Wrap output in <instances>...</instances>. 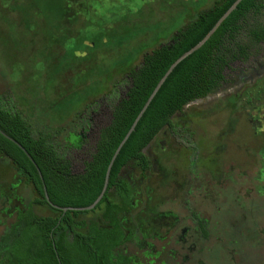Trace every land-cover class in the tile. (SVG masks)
<instances>
[{"label": "rangeland", "instance_id": "rangeland-1", "mask_svg": "<svg viewBox=\"0 0 264 264\" xmlns=\"http://www.w3.org/2000/svg\"><path fill=\"white\" fill-rule=\"evenodd\" d=\"M96 1L102 7H94L96 12H90L89 17L98 25L81 32V35L90 43L78 45L75 54L77 57H84L87 53L92 56L81 61L79 69H77L78 65L71 63L75 71L71 72L70 76L77 77L85 72L83 71L85 68H88L89 72L85 74L87 78L72 79L69 82V87L78 92L71 90L74 97L67 101L63 88L54 91L59 80L49 79V76L55 73L62 74V68L58 64L61 57L39 58L42 49L48 45L44 40L46 28L37 26L35 30L28 32V29H25L27 26L17 24L21 18L25 20L29 15L33 17L31 11H25L23 15H14L11 20L0 12V103L14 106L34 131L48 130L54 133L53 138H64L77 131L74 125L78 121V116L88 115L89 111L93 114L101 112L105 115L102 119L94 120L96 122L92 128L104 126L107 122L106 108L118 103L120 98L118 94L124 92L127 86V75L139 67L142 56L160 45L167 44L170 37L183 25L192 21L199 11L207 10L217 0ZM124 15L134 19L128 25L118 24V18ZM262 19H264V12ZM31 21L34 24L37 22L33 18ZM5 24L17 30L7 31ZM24 24L27 25V21ZM106 29L115 41L109 38V43L103 47L97 40L102 34L106 37ZM117 41L122 43L119 49L114 47L117 46L114 43ZM29 49L34 54L33 57L25 56L24 52L27 53ZM256 69L257 67L251 71L254 72ZM21 74L24 75L23 79ZM20 76L22 83L19 80ZM84 78H86L85 83ZM255 78L253 77V80ZM235 81L236 77H233L232 82ZM234 86L239 87V84L229 88ZM245 86L244 84L242 88ZM231 90L227 87L217 89L208 98L189 105L181 113L172 117L173 128L170 131H164L157 137L154 144L151 143V146L145 149L144 153L152 165V172L148 174V177H144L143 185L140 183L139 169L131 167L126 175L131 191L126 203L121 204L118 197L110 194V197H113L112 200L121 208L116 210L119 217L134 216L142 210L137 217L128 218V227L132 229L133 234H136L140 228L138 235L147 233L150 228H156L161 222L166 224L163 218L150 215L156 209L163 213L173 209L186 211V220L191 225H195L190 218L191 212L200 217L210 233V239L202 245L203 250L197 252L186 248L182 252L174 242L172 243L171 238L166 242L168 251L173 248L178 252L177 255L189 256L193 260L190 264H198V262L202 264H264V198L260 195L262 190L254 187L250 193L247 188L248 182L245 183L237 178L238 171L243 172L242 175L250 179L253 173H256V168L264 169V133L257 131L252 134L248 130L241 129L244 128L242 125L243 127H240L237 133L227 136L226 141L222 143L220 135L210 137L208 134L210 135L212 130L206 133L205 130L203 131L204 128L201 130L198 127L200 123L203 124L202 119L207 113L213 111L218 113L219 105L229 96L228 92ZM234 90L236 93L241 91ZM257 111L258 113L252 114L248 121L258 117L261 111H264V102L258 103ZM191 115H197L193 123ZM212 123L216 125L214 121ZM206 137L210 140L207 152H204L201 147H196V150L190 147L193 146V142L196 145ZM229 139L235 145L230 144ZM196 153L199 161H203L200 171L197 170L199 167L197 165L201 163L198 161L192 164L193 170L190 169L192 163L190 157L197 156ZM189 171L191 174L187 180H182ZM206 174L208 178L212 177V181L207 179V185L202 183ZM222 174L225 176L230 174V177H233L225 180ZM216 182L218 187L214 185ZM16 184L17 188L14 189ZM212 190L215 196H212ZM193 193L195 200L186 196ZM20 197L23 204L21 207H27L34 198H37V195L33 191L31 193L28 191L24 179L19 176L13 165L0 156V200L5 199L6 202L8 200L6 206L0 205V255L14 254L12 226L8 225V221L3 223L9 218L8 212L4 210L5 208L11 210L13 206H16L14 199ZM33 212L42 217L58 216L46 205L34 206ZM104 212L101 206L93 213L85 212L73 217L72 227L62 232L63 241L64 238H70L72 233L74 240L78 235V238L85 242L83 235L86 236L92 228H99L100 224L106 222ZM179 216L183 218L184 214L180 213ZM9 221L12 224L16 222L14 218ZM190 233L187 235V242L197 244L200 241L197 240L199 237L195 236V232ZM155 245L158 253L156 255L159 258L168 260L169 264H178L180 256H176L175 259L165 256L168 254L165 244L158 242ZM199 247L196 245L197 250Z\"/></svg>", "mask_w": 264, "mask_h": 264}, {"label": "trees", "instance_id": "trees-1", "mask_svg": "<svg viewBox=\"0 0 264 264\" xmlns=\"http://www.w3.org/2000/svg\"><path fill=\"white\" fill-rule=\"evenodd\" d=\"M234 2L235 0H217L207 10L199 11L192 21L183 25L170 37L167 44L160 45L142 56V62L137 70L130 71L129 85L112 112L111 122L99 128H91V135L99 136L100 140L95 143L93 161L87 163L86 173L80 178L79 183L74 182L73 177L65 171L68 164L58 156V152L68 149L64 144V139L66 141V137L75 136V134H68L64 138L57 139L53 138L54 133L48 130L34 131L14 106L0 104V155L4 154L8 160H11L26 176L27 182L35 188L40 198L34 199L31 204L46 205L59 214L57 219L47 217L41 220L42 228L45 227L43 228L45 234L42 238L45 242L44 246L50 249L53 247L52 237L48 233L52 235L57 231L62 233L72 227L73 217L86 212L70 209L87 208L98 199L104 186L106 172L120 142L124 140L157 83L183 53L189 52L207 35ZM99 4L96 0H0V12H3L10 20L14 15H23V12L31 11L33 17L29 15L27 20L21 18L17 23L19 26H27L25 29H28V32L35 30L37 26L46 28L44 40L48 45L42 49L43 53L39 54V58L61 57L58 64L62 68V74L54 72L55 75L49 76V79L59 80L54 91L63 88L66 101L74 97L71 90L78 92L69 87V82L72 79L86 77L85 74L89 72V69L85 68L83 69L85 72L77 77L70 76L71 72L75 71L74 65H78L77 69H79V63L92 56L90 53L84 57H77L75 54L78 45L90 43L81 35V32L98 25L89 16L90 12H96L94 7H102ZM263 12L264 0H241L236 9L218 26L205 44L177 64L151 100L128 140L119 149L109 172L106 193L95 208L88 212L97 211L100 204L107 200L109 187L115 182L123 166L132 160L140 162L145 160L141 150L164 127L170 125L169 119L173 114L182 111L183 107L190 102L211 95L218 88L223 79L222 70L227 57L236 55L243 38L259 39L261 25L264 22ZM30 17L36 19L37 22L32 23ZM132 19L134 18L124 15L118 18L117 23L128 25ZM26 21L27 25L24 24ZM5 27V30L10 32L17 30L9 24H5ZM106 30V37L102 34L97 40L98 44L103 47L109 43V38L115 41L108 29ZM114 43L117 44L114 47L118 49L122 44L120 41ZM24 54L26 57L34 55L31 49ZM71 63L74 64H72L73 67ZM21 76L23 79L24 75L21 74ZM86 78L83 80L84 83ZM46 196L49 203L58 209L47 203ZM62 209H67V211L63 212ZM30 212L29 215L32 216ZM60 237L62 238V235ZM14 242H12L14 244L12 248L14 253L17 252L13 255L14 260L16 258L23 260L25 256V251L21 249L23 244ZM77 247L79 248L76 250L80 249L78 253H81L82 246ZM58 249L62 250L60 262L57 263L55 260L54 264H70V259L63 252L64 247L61 246ZM33 253L35 256H40L39 252ZM2 256L4 255H0V264H24L21 261L3 260ZM45 256L47 257L48 254ZM102 258L103 256L99 257L97 264H104ZM36 261L34 258L27 264H36ZM47 262V260L41 261L38 264H47ZM51 263L53 264V261Z\"/></svg>", "mask_w": 264, "mask_h": 264}, {"label": "flooded vegetation", "instance_id": "flooded-vegetation-1", "mask_svg": "<svg viewBox=\"0 0 264 264\" xmlns=\"http://www.w3.org/2000/svg\"><path fill=\"white\" fill-rule=\"evenodd\" d=\"M262 23L263 24L261 25V31L259 32L258 36L259 39L257 38L254 40V38L250 37L243 38L240 49L238 50L236 55L227 57L222 70L223 79L220 82L218 88H216L215 90H220L224 87L232 90L228 92L229 96H227L219 105V109L218 107L216 108L218 109V113H215L214 111L207 113V115L203 119L201 118L203 120V124L200 123L198 125L199 129L202 130L204 128L203 131L205 130L206 133L207 131L212 130L210 135L208 134V136L210 137H218L220 135L222 143L226 141L227 136H230L232 133H237L240 130L239 128L243 126L244 128L241 129H245L246 131L248 130V132L252 134L253 132L257 131L264 133V111H261V114L258 117L256 116L252 118L251 121H248V118H251L252 114L256 112L258 113V103L264 102V22ZM255 67H257V69L254 72L251 71ZM233 77H236L235 82H232ZM253 77L256 78L253 80ZM126 79L127 86L125 91L122 92L123 94L126 92L129 85L128 82L130 81V72L127 75ZM235 84H239V87L234 86L233 88H229L230 86H233ZM244 84L246 86L242 88ZM234 89H238L241 91L240 93H236ZM122 93L118 94L120 96L118 103L121 100ZM211 95H208L203 99L190 102L188 105L184 106L183 109L193 103L202 101ZM0 104L4 106L8 105V103L3 104L2 102ZM116 105H113L112 107H110L109 105V107L106 108L105 113L107 122L105 125L111 122L112 112L114 111ZM182 111L173 114L169 119L170 125L164 127L155 136V138L141 150L142 155L145 158L143 162H140L139 160H132L121 168L120 173L117 174L115 182L111 185V187H109L107 200L104 203H101L99 207L101 208L102 206L105 210L104 220L106 222L100 224L99 228H92L90 233H88L86 236L83 235L82 237L84 238L85 242L82 239H79L78 235H76L77 238L74 240L72 233H70V238H64L63 241V238L60 237V235H62L61 231H57L53 235L51 233H48V235L52 237V249L44 246L45 242L42 240V238L45 234V231L43 230V228L45 229V227L42 228L43 225L41 220L47 217L37 216L33 212V207L35 205L31 204L34 199H38L40 197L38 196L33 185L30 182H27L26 176L19 169H17V167L11 160H8L4 154H1L0 156L8 160L13 165V168L17 171L19 176L24 179L28 191L30 193L31 191H33L34 194L37 195V198H34L27 207H21L23 204L22 198L20 197L14 199V201L16 202V206H13L11 210L5 208L4 212H8L7 215L9 218L5 219L3 223L5 224L8 221V225L12 226L11 230L13 232V242H21L20 244H23L21 249L22 251H25V256L23 257V260H18L17 258L16 260H14L13 255L17 254L16 252L13 255L5 254L4 256H2L3 260H13V262L21 261V263L24 262V264H27L28 262L33 261V259L35 258L37 260L36 264H38V262H44L46 260L48 261L47 264H52L51 261H53L54 264L55 260L57 261V263L60 262L62 250H59L58 247L63 246V252H65L66 257L70 259V264H97L100 256H103L102 259L104 264H169V262H167L168 260L166 261L164 259H161L156 255L158 253L156 251L157 247L155 243L160 242L162 244H165L164 247L167 248L168 252V254L166 253L167 255L165 256H170L172 259H175L176 256L179 257L180 255H177L178 252L173 248L168 251V244L166 242L170 238L172 239V243L174 242L177 248H179L182 252H184V249L186 248L195 250L197 252H200L201 249L203 250L202 245L203 243L208 242V240L210 239V233L207 227L203 225V220L193 212H191L190 218L194 221L195 225H191L187 222L186 211L182 212L180 210L173 209L168 210L167 213H163L160 210L156 209V211L154 213L151 212L150 215L156 218H163L166 224L164 225V223L161 222L156 228H150L147 233H142V235L140 233V235H138L141 231V228L137 230L136 234H133L132 229L128 227V218L137 217L142 210H140V212L136 213L134 216H125L122 218L117 214V211L121 209L120 206L118 205V203L112 200V198L116 196L118 197V199H120L121 204L126 203L127 198L128 196H130L131 192L130 187L128 186V181L126 180V175L129 168L131 167H136L137 169H139L140 174L138 175H140V183L143 185L144 177H148V174L152 172V165L148 159V156L144 153L145 149H148L151 146V143L154 144L157 137L160 136L164 131H170L173 128V124L171 123L172 117H174L176 114L181 113ZM103 115L104 114L101 112H95L93 114L91 111H89L88 115H79L78 121L74 125V129L77 128V131L74 133L75 136L66 137V141L64 139V144L68 148L67 151L61 150L60 152H58V156L63 159L66 164H68V168H66L65 171L68 172L69 176L73 177L74 182H80V178L86 173L87 163H92L93 161L95 143L100 140V137L92 136L91 128L94 122H96L94 120H99V118L102 119ZM196 116L197 115H191L192 123ZM242 117L243 119H241ZM213 121L216 123V125L212 123ZM99 127L100 126H98L97 128ZM208 138L209 137H206L205 140H201L200 142H198L197 144L199 145H194L195 142H193V146L190 147H193L195 150L196 147H201L204 152H207V145L210 144V140ZM229 142L230 144H234L231 139H229ZM223 145L222 148H224ZM200 151L202 150L200 149ZM198 157V154L195 157H190L192 160L190 169L193 170L194 165L192 164H194V162L195 164L197 163V161L198 163L201 162L199 161ZM197 166H199L197 170L200 171L199 169L203 167V161ZM263 170L264 169L260 170L259 168H256V173H253L250 179L244 177L242 175L244 174L243 172H237V178L243 180V182L245 183L248 182V192L251 193V189H253L254 187H258L262 190L260 194L261 198H264ZM190 174V171L187 172V174L183 176L182 180H187ZM232 177L233 176L230 177V174L228 176H223L225 180ZM207 179L212 181V177L208 178L206 174V176L202 179V183L204 182L205 185H207ZM66 180H69V178H66ZM241 180H239V182ZM214 185L218 187L217 182ZM196 187L199 188L197 184ZM13 188L16 189L17 184L14 185ZM211 193L212 196H215L213 190ZM110 194H113L114 196L111 198ZM186 196L192 199L195 197V194L193 193ZM200 201L202 202V199ZM7 202L5 199L0 200V205L4 207L6 206ZM153 203L155 202H152V204ZM113 210H115V212H113ZM29 212L32 216L29 215ZM180 213L184 214L183 218H180ZM58 216L55 217V219H57ZM11 218H14L16 222L12 224L9 221ZM1 227L4 228L3 226ZM191 231L195 232L196 237H199L197 238V240L199 239L200 241L197 244H195V242H187V235H189ZM65 236H67V233H65ZM78 239L79 242L77 243ZM78 245L82 246L81 253H78L80 249L76 250V248H79L77 247ZM196 245L200 246L198 250L196 248ZM121 247L123 248L121 249ZM29 252L31 253L30 255ZM33 252H39L40 256H35ZM46 254H48L47 257L45 256ZM191 261L193 260L189 258V256L183 255L180 256V259L177 263L190 264ZM198 264H202V262H198Z\"/></svg>", "mask_w": 264, "mask_h": 264}, {"label": "water", "instance_id": "water-1", "mask_svg": "<svg viewBox=\"0 0 264 264\" xmlns=\"http://www.w3.org/2000/svg\"><path fill=\"white\" fill-rule=\"evenodd\" d=\"M241 2V0H235V2L232 4V6L228 9V11L221 17V19H219L217 21V23L214 24V26L210 29V31L207 33V35L194 47L192 48L189 52H185L183 53L171 66L170 68L168 69V71L166 72V74L164 75V77L160 80V82L157 83L156 87L153 89L151 95L149 96L148 100L146 101L143 109L141 110V112H139V114L137 115L135 121L133 122L131 128L129 129L127 135L125 136L124 140L122 142H120L113 158H112V161L108 167V171L106 172V175H105V181H104V186H103V189H102V192L100 194V196L98 197V199L93 202L89 207H84V208H79V209H70V210H75V211H92L95 206L101 201V199L103 198V196L105 195L106 193V190H107V186H108V178H109V172L111 170V166H112V163L115 159V156L118 154L119 152V149H121V147L123 146V144L128 140V138L130 137L131 133L134 131L135 129V126L137 124V122L139 121V119L141 118V116L143 115V113L146 111L148 105L150 104L151 100L153 99V97L156 95V93L158 92L159 88L161 87V85L163 84V82L166 81V79L168 78V76L171 74V72L174 70V68L177 66V64L179 62H181L185 57H188L189 55H191L192 53H195L197 50H199L204 44L205 42L211 37V35L214 33V31L218 28L219 25H221V23H223L227 18L228 16L236 9L237 5ZM47 198V196H46ZM47 203L55 208V209H58L56 208L54 205H52L51 203H49L48 201V198H47ZM63 212H66L67 209H62Z\"/></svg>", "mask_w": 264, "mask_h": 264}]
</instances>
